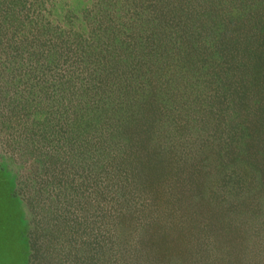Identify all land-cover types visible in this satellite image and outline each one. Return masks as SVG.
I'll use <instances>...</instances> for the list:
<instances>
[{"label":"rangeland","instance_id":"obj_1","mask_svg":"<svg viewBox=\"0 0 264 264\" xmlns=\"http://www.w3.org/2000/svg\"><path fill=\"white\" fill-rule=\"evenodd\" d=\"M206 1L193 44L181 0H0V264H239L235 239L264 264V220L215 203L227 160L207 151L244 91L237 53L207 46L237 6Z\"/></svg>","mask_w":264,"mask_h":264},{"label":"trees","instance_id":"obj_2","mask_svg":"<svg viewBox=\"0 0 264 264\" xmlns=\"http://www.w3.org/2000/svg\"><path fill=\"white\" fill-rule=\"evenodd\" d=\"M181 1L186 4L188 2V6H186L184 10H187L189 15H194L195 19L193 20V24H198V27L193 29L195 36L191 35V43L196 44V41L199 40L197 37L202 27L201 18L203 15L201 13V6L208 7L210 1L195 0V4H190L187 0ZM213 2H218V5L221 6V10L228 4L237 7L233 10H229L226 14L222 15L221 13V16H212V19L217 20L212 21L214 27L210 31L211 39H208L207 46L212 50L208 53L211 56L210 60H214V62L221 60V54L217 51L218 47L228 49L225 50L227 51L226 55L228 53H237L239 59L242 57L243 61H240L237 55L234 57L235 65L237 66L239 63H242V65L234 72V75L230 76L242 82L241 87L244 91V93L237 97V102L230 100V103L227 104L228 109L224 116L228 117L227 119L230 124L228 128H230V130L227 134L225 130L221 131L220 140L219 138L217 139V144H215L217 140L212 141V146L210 145L209 151H207L210 154H214L213 157H219V160H227V165H224V167L221 168L222 171L218 173V177H223L219 178L218 185H216L215 190H213L215 193L214 195L218 196L216 197L215 203L225 208V210H228V212L230 211L233 217L236 215L240 217H249L246 213H252L253 209L255 215L253 214L252 216L264 220V175L260 168L261 164L264 165V0H213ZM210 7H212L211 4ZM234 10L238 12H232ZM239 12L242 14L240 15ZM224 15L227 17L225 18ZM121 83L122 85L119 86V88L127 91L125 89L127 83L123 78ZM135 86L138 88L140 87V84L136 83V78ZM166 91L167 90L164 92ZM135 93H138V91L136 90ZM150 93L151 96L153 95L152 100L155 96H158L156 94L158 92L153 93V91H150ZM242 96L245 99H243ZM140 103L141 101L139 100L129 99L128 105L131 108L138 106ZM110 106V103H105L104 107L101 106L100 108L105 110V116L107 118H110L112 121H117L118 123H123L117 119L116 110H111ZM121 109L125 117V106ZM136 114L137 112L133 114V117H135ZM225 123L226 119L224 118L223 124ZM111 124L112 123H109L108 125ZM143 139H147L143 134L137 139L141 142L139 143L140 148H154V144L151 142L152 139L150 137L144 142L140 141ZM208 142L209 139H206L204 144ZM156 146L161 148L162 144L160 142H155V147ZM244 155H247V157L250 156L256 163L252 166L246 161L244 162ZM152 158L153 156L148 155L147 161L150 163ZM239 162H242V164L239 165ZM145 165L139 170L143 172L141 176L150 177L154 169L151 167V169L148 170ZM207 175L208 171L205 174V180L207 179ZM203 181L199 185V193H201L202 196L205 191L202 185ZM183 190L185 192V187ZM184 192L182 191L180 194H184ZM177 193L179 192L176 191L172 193V195ZM240 226H242V224H240ZM229 228L231 227L229 226ZM154 229L156 232L159 231V228L154 227ZM43 232L45 237L46 235L49 236V228L48 230L43 229ZM257 235L260 237V241L264 243V226ZM239 236L240 230L238 229L236 237ZM236 240L237 239L234 241L239 247H235V259L239 264H245L243 262L244 258L242 259V257H247L249 250L244 249V246L240 243L241 241ZM51 242L54 243L53 238ZM47 257L48 256H45V260L48 259ZM54 257V254H51L50 258ZM51 261L52 259H48L46 263L49 264Z\"/></svg>","mask_w":264,"mask_h":264}]
</instances>
